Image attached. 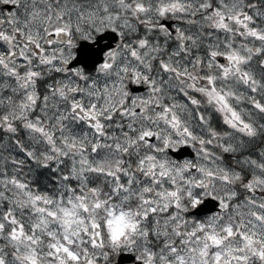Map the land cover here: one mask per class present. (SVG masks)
Here are the masks:
<instances>
[{
	"label": "snow or ice",
	"instance_id": "6c2138e0",
	"mask_svg": "<svg viewBox=\"0 0 264 264\" xmlns=\"http://www.w3.org/2000/svg\"><path fill=\"white\" fill-rule=\"evenodd\" d=\"M125 251L264 264V0H0V264Z\"/></svg>",
	"mask_w": 264,
	"mask_h": 264
},
{
	"label": "water",
	"instance_id": "95a60500",
	"mask_svg": "<svg viewBox=\"0 0 264 264\" xmlns=\"http://www.w3.org/2000/svg\"><path fill=\"white\" fill-rule=\"evenodd\" d=\"M107 40L106 44L102 41ZM115 41V35L112 33H106L103 36H97V41L95 43H90L86 39L81 38L79 40V47L77 48L78 56L75 65H82L85 67L86 71H93L97 64L102 61L103 53L111 47L112 43ZM97 44V46H95ZM95 46V47H93ZM139 88H132V91H137ZM187 147H183L179 152L175 153L176 158H183L185 156H192V152L187 151ZM217 211V203L214 199L207 198L204 202L198 206L193 213L197 215H205ZM135 253L122 252L115 256L112 264H123V263H135Z\"/></svg>",
	"mask_w": 264,
	"mask_h": 264
},
{
	"label": "flooded vegetation",
	"instance_id": "af4514ba",
	"mask_svg": "<svg viewBox=\"0 0 264 264\" xmlns=\"http://www.w3.org/2000/svg\"><path fill=\"white\" fill-rule=\"evenodd\" d=\"M79 40H80V39H79ZM79 40H77V42H76V43H77L76 51H75V56H76V58H77V56H78L77 48L79 47ZM86 40H87L88 42H90V43H95V42L97 41V36L94 35L92 39H90V40H89V39H86ZM107 42H108V41H106V40H103V41H102L103 44H106ZM115 42H116V41H114V42L112 43L111 47L114 46ZM95 46H97V44H95ZM95 46H93V47H95ZM111 47H109L107 50H109ZM107 50H106V51H107ZM106 51L103 53V56H102L103 58H104V55H105ZM222 62H223V61H222ZM99 64H100V62L97 64L96 67H98ZM74 66L83 67L84 70H85V72H86V73H90V74H93V73L95 72V69H96V68H95L93 71L88 72V71H86L85 67L82 66V65H74ZM132 88H139L137 91H134V93H136V94H141V93L143 92V89H142L141 87H139V86H135V85H133ZM214 123H218V122L216 121L215 117H214ZM186 149H187V151H190V152L193 153V149H192V148L187 147ZM191 157H192V156L189 155V156H185V157H183V158H176V157H175V158L178 159V160H182V159H187V158H191ZM206 199H207V198H206ZM194 210H195V209H194ZM194 210H192V213H191V214H192L194 217H196V218H202V217H205V216H208V215H212V214H213V213H210V214H206V215H197V214L193 213Z\"/></svg>",
	"mask_w": 264,
	"mask_h": 264
},
{
	"label": "rangeland",
	"instance_id": "374dc122",
	"mask_svg": "<svg viewBox=\"0 0 264 264\" xmlns=\"http://www.w3.org/2000/svg\"><path fill=\"white\" fill-rule=\"evenodd\" d=\"M107 41V40H106ZM74 55H75V52H74ZM95 74V72L93 73V75ZM192 215V214H191ZM193 216V215H192ZM208 216H210V215H208ZM208 216H205V217H202V218H198V219H204V218H206V217H208ZM194 217V216H193ZM196 218V217H195ZM123 264H129V263H123Z\"/></svg>",
	"mask_w": 264,
	"mask_h": 264
}]
</instances>
